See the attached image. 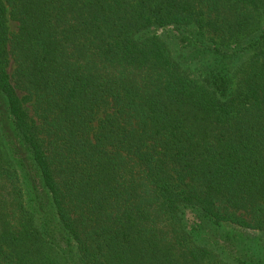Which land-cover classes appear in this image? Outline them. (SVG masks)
Segmentation results:
<instances>
[{
    "label": "trees",
    "instance_id": "obj_1",
    "mask_svg": "<svg viewBox=\"0 0 264 264\" xmlns=\"http://www.w3.org/2000/svg\"><path fill=\"white\" fill-rule=\"evenodd\" d=\"M205 223L264 232V0H0V264H263Z\"/></svg>",
    "mask_w": 264,
    "mask_h": 264
},
{
    "label": "rangeland",
    "instance_id": "obj_2",
    "mask_svg": "<svg viewBox=\"0 0 264 264\" xmlns=\"http://www.w3.org/2000/svg\"><path fill=\"white\" fill-rule=\"evenodd\" d=\"M8 26L10 30L16 29V24L14 22H8ZM43 198V201L47 200V196ZM204 235L209 241L221 245L225 254L232 253L233 255H242L246 253L247 255H253L264 264V232L231 225H222L217 228L211 226L209 223H205Z\"/></svg>",
    "mask_w": 264,
    "mask_h": 264
}]
</instances>
